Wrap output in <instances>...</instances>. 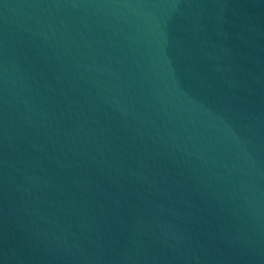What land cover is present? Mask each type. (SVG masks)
Listing matches in <instances>:
<instances>
[{"label": "water", "instance_id": "1", "mask_svg": "<svg viewBox=\"0 0 264 264\" xmlns=\"http://www.w3.org/2000/svg\"><path fill=\"white\" fill-rule=\"evenodd\" d=\"M0 264H264V0H0Z\"/></svg>", "mask_w": 264, "mask_h": 264}]
</instances>
